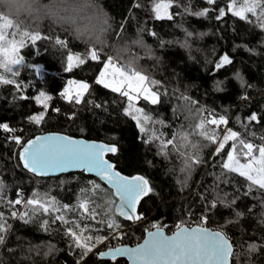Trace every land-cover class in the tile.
Returning a JSON list of instances; mask_svg holds the SVG:
<instances>
[{"label":"trees","instance_id":"obj_1","mask_svg":"<svg viewBox=\"0 0 264 264\" xmlns=\"http://www.w3.org/2000/svg\"><path fill=\"white\" fill-rule=\"evenodd\" d=\"M156 2L35 0L32 10L18 11L0 2V11L9 14L21 30L47 37L34 45L28 42L20 50L23 64L17 76L4 73L21 87L0 84V123L16 129L15 135L24 143L43 133L62 132L114 145L117 152L108 158L115 167L130 177L144 176L154 190L139 203L137 214L142 219H125L116 212L113 191L95 177L78 172L38 178L28 173L20 161L21 145L11 138L12 133L0 129V213L8 225V231L0 234L4 236L0 264H127L125 259L102 260L99 254L109 244H139L157 224L169 234L183 225L220 230L234 245L232 264H264V190L222 168L231 141L216 155L217 145L197 134L201 120L223 116L228 120L226 127L241 139L264 145V28L250 13L248 20H241L227 12L230 0L215 4L174 0L168 10L170 20L156 18ZM209 6L207 15L195 14ZM221 8L227 14L218 18ZM56 38L66 41L67 47L56 44ZM93 47L99 61L88 59L67 70L69 53L84 56ZM224 55L231 63L217 68ZM108 57L158 82L153 91L160 94L159 103L140 99L136 104L151 117L142 121L144 132L126 114L127 98L96 83ZM69 81L90 85L80 104L61 96ZM41 92L51 100L44 120L37 125L29 117L45 111L35 100ZM253 114L257 121L249 119ZM220 128L224 132L225 126ZM153 132L174 140L175 146L162 151ZM185 135L187 141L182 139ZM189 155H198L201 161L191 169L185 166ZM93 182L99 185L94 191ZM36 193L45 200L54 199L60 210L33 213L24 203L9 204L31 199ZM83 200L95 209V220L86 218L77 207ZM61 215L67 223L56 219ZM109 221L119 228H109ZM85 228V235L104 237L86 256L70 235V230Z\"/></svg>","mask_w":264,"mask_h":264},{"label":"snow or ice","instance_id":"obj_2","mask_svg":"<svg viewBox=\"0 0 264 264\" xmlns=\"http://www.w3.org/2000/svg\"><path fill=\"white\" fill-rule=\"evenodd\" d=\"M2 2V0H0ZM174 0H157L154 4L153 12L157 19H172L171 13L168 11ZM208 4H215L216 0H207ZM19 7L24 4L17 2ZM140 5H137L139 7ZM187 11V9H186ZM209 9H204L196 15L205 16ZM227 12L233 16L239 17L241 20H248L247 14L250 13L256 18V22L261 28H264V0H230L227 5ZM225 9H219L218 18L226 15ZM249 23L252 21L249 20ZM12 30L9 32V30ZM47 38L42 37L39 32H30L21 30L19 24H14L9 14L0 11V84H15L17 89L20 85L14 79L6 78L4 73H11L13 77L19 74L18 66L23 64V56L20 50L26 46L28 42L35 44L37 40ZM56 44L67 47V42L56 38ZM88 59L99 61L100 55L93 47L81 56L78 53H69L67 55V70L71 71L74 67L87 62ZM226 63H231L227 55H224L217 68L222 67ZM96 83L110 88L111 91L119 93L122 97L127 98L128 108L126 114L131 116L138 125L141 126V132L146 131L143 123L151 120L143 108L136 107L140 99L148 101L151 104H157L160 101V94L153 91V87L158 83L150 80L149 76L141 71L133 70L125 71L124 68L117 65L112 57H108L104 63L103 69L99 72ZM90 85L84 81H69L68 86L63 90L61 96L69 103L80 104L85 94L89 91ZM22 99L27 97L22 96ZM38 104L44 108V112L29 117V119L39 125L45 118L48 103L51 96L41 92L35 97ZM59 111V109H56ZM251 121H257L255 114L249 117ZM158 123H163L158 121ZM228 120L221 116L216 118L212 116L210 119H203L197 125V134L212 144L217 145L216 155H220L225 147L232 142L231 148L226 155V160L222 164V168L228 172L238 173L250 182V186H257L264 190V145H255L240 138V134L227 128ZM215 126L209 128L208 126ZM221 125H224V134H218ZM0 129L4 132L12 133V139L16 144L21 145L22 151L20 159L23 165L29 171L38 175H46L51 171H65L69 168H83L88 172H95L101 180L105 181L114 195L119 198V204L116 212L120 216L128 220H140L142 216L137 214V205L140 200L152 193L154 190L150 186L147 178L136 175L131 178L121 175L115 169V165L106 160V153H116L117 147L114 145L86 143L82 140H73L67 136H43L24 143L22 138L15 135L16 129L11 128L7 123H0ZM154 140L160 142L161 150L164 151L169 145L175 146L174 140H164L161 135L152 133ZM187 141L188 137H182ZM244 160L245 162H241ZM198 155H189L186 157V168L191 169L193 164L200 163ZM99 188V185L93 182L92 191ZM87 191V190H82ZM24 203L25 207H31L32 212L43 210L48 213L50 211H59L56 207L54 199L45 200L40 197L39 193L33 195V198L24 201L16 199L9 201V204L20 205ZM115 204V201H110ZM215 202L212 207H215ZM67 208V205L63 206ZM82 210V215L92 220L96 219L95 209H90L88 200H83L77 206ZM17 213L12 212L15 217ZM29 213L25 211L23 216L27 217ZM56 219L65 223L64 217L57 216ZM27 222V221H26ZM206 221L202 220V224ZM47 221H45V226ZM109 228H119L115 221H109ZM154 232L148 233V239L142 245L136 248H116L108 253L101 255H109L113 258L116 256L127 255L133 264H228L230 255L232 254V245L229 243L228 237L221 231H209L207 228L200 226L189 228L178 226V230L172 236H166L161 225H154ZM70 230L75 246L82 249V255L86 256L92 251L95 244L102 243L104 237H96L85 235L84 232ZM8 231L3 213H0V234ZM4 243V236L0 235V244Z\"/></svg>","mask_w":264,"mask_h":264},{"label":"water","instance_id":"obj_3","mask_svg":"<svg viewBox=\"0 0 264 264\" xmlns=\"http://www.w3.org/2000/svg\"><path fill=\"white\" fill-rule=\"evenodd\" d=\"M57 135H60V136H67V137H69V138H71V139H73V140H82V141H85L86 143H97V144H106V145H109V144H107V143H105V142H102V141H97V140H89V139H86V138H83V137H74V136H70V135H67V134H65V133H62V132H47V133H43V134H40V135H37L36 137H43V136H57ZM35 137V138H36ZM35 138H33V139H35ZM30 140H32V139H30ZM29 141V140H28ZM27 143V142H26ZM21 151H22V148H21V150H20V154H21ZM108 154H111V153H106L105 154V159L106 160H108L110 163H112V164H114L111 160H109V158H108ZM20 161H21V164H22V166H23V168L28 172V173H30V174H32V175H34L35 177H38V178H50V177H58V176H62V175H67V174H70V173H78V172H84L86 175H88V176H92V177H95V178H97V179H99L102 183H104L107 187H109V185L105 182V181H103V180H101L100 179V177L99 176H97L96 175V173L95 172H88V171H86V170H84L83 168H69V169H67V170H65V171H51V172H49L48 174H46V175H38V174H36V173H34V172H31V171H29L27 168H25L24 167V165H23V161L20 159ZM115 169L117 170V171H119L116 167H115ZM120 172V171H119ZM121 173V175H124V176H127V177H129V178H131L130 176H128V175H125V174H123L122 172H120ZM110 188V187H109ZM111 189V188H110ZM112 191H113V193H114V190L113 189H111ZM115 196V195H114ZM115 198L117 199V205L119 204V198L118 197H116L115 196ZM143 199V198H142ZM141 199V200H142ZM140 200V201H141ZM140 203V202H139ZM117 207V206H116ZM138 208H139V204L137 205V212H138ZM118 213V212H117ZM119 214V213H118ZM184 227H189V228H195V227H200V225H195V226H193V227H190V226H187V225H183ZM162 229V231H163V233L166 235V236H172V235H174L175 233H176V231L178 230H175L173 233H171V234H169V233H167V231L165 230V229H163V228H161ZM209 231H220V230H213V229H210V228H207ZM156 229H153V230H147L146 231V234H145V237L143 238V240L139 243V244H137V245H135V246H130V245H121V246H119V247H116V248H136L137 246H139V245H142L144 242H145V240H147L148 239V233L149 232H154ZM222 232V231H221ZM224 233V232H223ZM225 234V233H224ZM226 235V234H225ZM227 236V235H226ZM228 237V236H227ZM228 239H229V243L232 245V254L230 255V257H229V260H228V264H232V259H233V255H234V251H235V248H234V245H233V243H232V241L230 240V238L228 237ZM116 248H111V249H109V250H105V251H102L100 254H99V258L100 259H102V260H117V259H125L126 261H127V264H133V262L130 260V258L127 256V255H121V256H116L115 258H113V257H111V256H109V255H101L102 253H108V252H110L111 250H113V249H116Z\"/></svg>","mask_w":264,"mask_h":264},{"label":"clouds","instance_id":"obj_4","mask_svg":"<svg viewBox=\"0 0 264 264\" xmlns=\"http://www.w3.org/2000/svg\"><path fill=\"white\" fill-rule=\"evenodd\" d=\"M3 3L7 5L10 10L18 11V10H32V5L35 0H31V3H25L23 7H19L15 0H2Z\"/></svg>","mask_w":264,"mask_h":264},{"label":"built area","instance_id":"obj_5","mask_svg":"<svg viewBox=\"0 0 264 264\" xmlns=\"http://www.w3.org/2000/svg\"><path fill=\"white\" fill-rule=\"evenodd\" d=\"M117 65L122 67V68H124L125 71H129L130 72L131 70H133V68L131 66H129L128 64H126L125 62L119 61V62H117ZM39 74H40V76H43V71L39 72Z\"/></svg>","mask_w":264,"mask_h":264},{"label":"rangeland","instance_id":"obj_6","mask_svg":"<svg viewBox=\"0 0 264 264\" xmlns=\"http://www.w3.org/2000/svg\"><path fill=\"white\" fill-rule=\"evenodd\" d=\"M206 9H209V10H211V6H209V7H207ZM106 62V61H105ZM103 67H104V65L102 66V68H101V70L103 69ZM100 70V71H101ZM39 72H42V70H38V72H37V74H39ZM39 77H43V76H40V74L38 75ZM224 134V132L221 130V128L219 129V135H223ZM108 246H110V244L108 245Z\"/></svg>","mask_w":264,"mask_h":264}]
</instances>
